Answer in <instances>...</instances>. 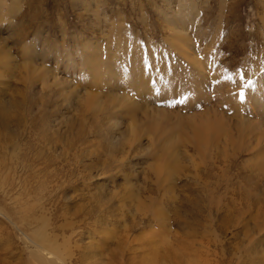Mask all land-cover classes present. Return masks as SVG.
I'll return each instance as SVG.
<instances>
[{
    "label": "rangeland",
    "instance_id": "rangeland-1",
    "mask_svg": "<svg viewBox=\"0 0 264 264\" xmlns=\"http://www.w3.org/2000/svg\"><path fill=\"white\" fill-rule=\"evenodd\" d=\"M0 208L59 228L69 264H264V0H0Z\"/></svg>",
    "mask_w": 264,
    "mask_h": 264
},
{
    "label": "bare ground",
    "instance_id": "bare-ground-1",
    "mask_svg": "<svg viewBox=\"0 0 264 264\" xmlns=\"http://www.w3.org/2000/svg\"><path fill=\"white\" fill-rule=\"evenodd\" d=\"M181 3V2H180ZM183 5H181V7H182ZM178 11V10H177ZM180 11V10H179ZM178 11V12H179ZM181 12H183V11H181ZM178 14V13H177ZM181 17V16H180ZM179 17V18H180ZM118 44V43H117ZM110 47V46H109ZM118 47H119V44H118ZM121 47V46H120ZM121 50H123V49H121ZM121 50L120 51H117V53L118 52H121ZM93 55V54H92ZM88 56H89V54H88ZM101 56V55H100ZM90 57H91V54H90ZM93 57V56H92ZM89 58V59H93V60H95V58ZM95 57V56H94ZM102 57V56H101ZM113 56H111V58H112ZM107 58H109V57H107ZM116 58H114V60H115ZM97 60V59H96ZM96 60H95V62H96ZM108 60V59H107ZM111 60H113V58L111 59ZM82 61V60H81ZM109 61V60H108ZM86 62V61H85ZM98 62V61H97ZM135 62V61H134ZM133 62V63H134ZM102 63H103V61H102ZM110 63H113V61L111 62L110 61ZM77 64V63H76ZM106 64H108L107 63V61H105V65ZM135 64V63H134ZM82 65H84V64H82ZM112 65V64H111ZM86 66V65H85ZM115 66V65H114ZM91 66H89V68H90ZM109 67H111V66H109ZM93 70H94V72L96 71V68H93ZM98 70H99V68H98ZM92 71V70H91ZM117 70H115V72H116ZM113 72V71H112ZM199 72V71H198ZM106 75H107V79H106V83H107V85H111L112 84V82H110L111 80H114V81H117L116 79H119V78H117V77H115L114 79H112V77H111V70H109V68L107 67L106 69H105V72H104ZM118 73V72H117ZM98 74H100V73H98ZM200 74H201V72H200ZM94 76V75H93ZM101 76V75H100ZM124 76V75H123ZM123 76H122V79H124L123 78ZM132 76V75H131ZM98 77V76H97ZM111 77V78H110ZM140 77V76H139ZM126 79V78H125ZM132 79H133V77H132ZM96 80V79H95ZM99 80H101V77H100V79ZM122 81V80H121ZM133 82V85H131L133 88H136L137 87V89H138V91H147V88L144 86V84H141V85H139L138 84V79L137 78H135V76H134V80H132ZM96 82V81H95ZM192 82V88L190 87V85H189V87H190V89H187V90H185V91H181L182 93H184L183 95H185V97L187 96V95H190V96H194L195 94H192V93H196V94H198L197 92H200V90L202 89V82L200 83L199 82V80H194V81H191ZM131 84V83H130ZM129 84V85H130ZM96 85V84H95ZM97 86V85H96ZM125 86V85H124ZM109 88H111V86L109 87ZM136 89V90H137ZM221 90V89H220ZM110 91H111V89H110ZM128 92V91H127ZM202 92V91H201ZM75 93V92H74ZM112 93V92H111ZM124 93H125V91H124ZM90 94V93H89ZM128 94V93H127ZM161 94V93H160ZM180 94V93H179ZM141 96H142V94H140ZM139 95V96H140ZM71 96V95H70ZM94 96V95H93ZM98 96V95H97ZM140 96V97H141ZM145 96H142V98H144ZM179 96H177V98H178ZM185 97H183V98H185ZM196 97V96H195ZM97 98V97H96ZM112 98L114 99L115 97L114 96H112ZM186 98H188V97H186ZM185 98V99H186ZM117 99V98H116ZM118 99H120V102H118L117 103V106H123L124 108H126L128 111H131V114H134V113H132V111H135V106L136 105H138L135 101H132V97L131 98H129L128 96H122L121 98H118ZM194 99V98H193ZM97 100H99V99H97ZM180 100H182V99H180ZM186 100H188V99H186ZM192 100V99H191ZM191 100L189 101L190 103H193V101L191 102ZM185 101V100H184ZM221 101V100H220ZM96 102V101H95ZM194 102H196V100L194 101ZM211 103V102H210ZM226 103V102H225ZM231 103V102H230ZM93 104V103H92ZM95 104H97V103H95ZM188 104V103H187ZM194 104V106L196 105L197 106V103H193ZM193 104H191L192 106H193ZM198 104H200V103H198ZM202 104V103H201ZM232 104V103H231ZM263 104V103H262ZM150 105V104H149ZM232 105H234V104H232ZM140 106V105H139ZM191 106V107H192ZM193 106V107H194ZM226 106V105H225ZM137 107V106H136ZM190 107V106H189ZM199 107V106H198ZM206 107V106H205ZM117 108V107H116ZM150 108V107H149ZM195 108H197V107H195ZM125 109V110H126ZM152 109V111H154V112H157V117H154V116H156V115H152L151 117L153 118V120L152 121H155V126H156V128H160L159 126V122H158V120H157V118L159 117V116H162L163 114H164V111L163 110H160V109H154V108H151ZM199 109V108H198ZM190 110V109H189ZM194 110V109H193ZM142 111H143V109H142ZM137 112V111H136ZM217 112V111H216ZM147 114V113H146ZM124 115V114H123ZM135 115V117H136V113L134 114ZM134 115H132V118H135L134 117ZM151 114H150V112H149V116H150ZM169 115H170V113H169ZM172 115V114H171ZM205 115V114H204ZM219 114H217V116H218ZM145 116V115H144ZM206 117H207V115H205ZM220 116V115H219ZM218 116V117H219ZM217 117V118H218ZM150 118V117H149ZM194 118H195V115H194ZM197 118V117H196ZM196 118L194 119L195 121L194 122H196V123H199V122H197V121H199V119L198 120H196ZM198 118H200V117H198ZM213 118V117H212ZM222 118V117H221ZM144 119V118H143ZM192 119V118H191ZM135 120V119H134ZM140 120V119H139ZM139 120H138V122H139ZM170 120V119H169ZM203 120V119H202ZM207 120H208V118H207ZM207 120H205V121H207ZM213 121V120H212ZM143 121H141V123H142ZM158 122V123H157ZM195 123V124H196ZM209 123V122H208ZM207 123V124H208ZM223 123V122H222ZM222 123H221V125H222ZM120 124V123H119ZM136 124V123H135ZM199 124H201V121H200V123ZM211 124H212V122H211ZM175 125V124H174ZM198 125V124H197ZM195 126L196 127V129H197V127L198 126ZM204 124H203V122H202V124L200 125V127L201 126H203ZM220 124H216V126H213V127H215V129L216 130H220L221 128H220V126H219ZM143 126V125H142ZM172 126V125H171ZM116 127V126H115ZM122 127V126H121ZM174 127V126H173ZM176 127H177V125H176ZM194 127V126H193ZM194 127V128H195ZM199 127V128H200ZM210 125L208 124V125H206V126H204V128H202V129H200V130H198V132H197V138H196V136L194 137V140H195V138L197 139V144H195V141H193L194 142V144L196 145V146H193V147H195L194 149H196V147L198 148V149H200L199 151H201V152H203L206 148H207V146H209V145H207V140H210L209 138V136H207V134H209L208 133V131L207 130H211L212 129V127H211V129H210ZM145 128V127H144ZM149 129V128H148ZM170 129V128H169ZM177 129V128H176ZM175 129V130H176ZM173 130H174V128H173ZM190 130V129H189ZM189 130H187V132L189 131ZM193 131L195 130V129H192ZM214 130V129H213ZM154 131H157V130H154ZM167 131V130H166ZM192 131V132H193ZM168 132V131H167ZM182 132H183V130H182ZM185 132V131H184ZM211 132H213V131H211ZM215 132V134H216V131H214ZM218 132V131H217ZM150 133V132H149ZM163 133V132H162ZM193 133H196V131L195 132H193ZM171 134V133H170ZM190 135H191V133H189ZM212 134V133H211ZM151 135V134H150ZM165 135V134H164ZM172 135V134H171ZM210 135V134H209ZM170 136V135H169ZM186 136V135H185ZM193 135H191V137H192ZM211 136V135H210ZM217 136V135H216ZM215 136V137H216ZM160 137V136H159ZM173 137V136H172ZM172 137H170L171 139H165L164 140V142H162V144H163V146L164 147H166V145H168V143H169V146L170 147H174V141L172 142V141H170V140H173V138ZM188 138H189V135L187 136ZM207 137H208V139H207ZM214 137V138H215ZM177 138V137H176ZM212 138V137H211ZM213 138V139H214ZM217 138V137H216ZM216 138H215V140H216ZM186 139V138H185ZM193 139V138H192ZM218 140H219V138H217ZM177 142H178V140H176ZM212 141V140H211ZM210 141V142H211ZM219 142V141H218ZM190 143V144H189ZM188 144L189 145H191L192 143H191V139H190V142H189ZM179 144V143H178ZM216 144H217V142H216ZM176 147V146H175ZM192 147V146H191ZM192 147V148H193ZM215 148H216V146H215ZM196 151H198V150H196ZM206 151V150H205ZM204 153H206V152H204ZM183 156V155H182ZM201 156V155H200ZM191 157V156H190ZM203 157H205V156H203ZM214 192V191H213ZM18 202V201H17ZM101 202V201H100ZM29 203V202H28ZM32 209H29L28 211H26V210H23V211H21L22 212V214H20L22 217L21 218H19V219H17L16 217H12L6 210H3L2 208H0V215H2V216H4L5 218H6V220H8L9 222H11L14 226H16L17 227V229L19 230V232H21V234H20V238H19V240L21 241V243H22V245L24 246V249H23V254H24V256H26V258L23 256L22 257V255H21V257L20 258H17V257H15L14 256V251H13V248L10 246V245H6V244H4L5 243V241H4V243H1V242H3V239L1 238V242H0V264H69V262H67L66 261V259H65V257H64V251L66 250L65 249V247L63 248V246H67V244H65V243H60L59 242V239H58V236H57V234L55 233L57 230H59V228L57 229L56 228V231L54 232V231H52L53 233H49L48 232V227L50 228V225H48L49 224V220H48V222H47V220L45 221V220H43V218L41 219V220H43V221H40L39 220V218L38 217H34V216H30L31 214H29V213H31L32 211H31ZM31 211V212H30ZM45 211V210H44ZM51 212V211H50ZM17 213V212H16ZM35 213V212H34ZM49 214V213H48ZM36 215V214H35ZM51 222V221H50ZM24 223H26V226L24 225V226H22ZM11 224V225H12ZM52 225V224H51ZM261 227H263V226H261ZM64 228V227H63ZM65 229V228H64ZM1 230H3V229H1ZM62 231H64L63 229H61ZM66 230H69V229H66ZM262 230V229H261ZM260 230V231H261ZM51 231V230H50ZM112 231V230H111ZM111 231H102L104 234H105V236L106 237H110V236H107V234H109V235H112L113 233L111 232ZM114 231V230H113ZM263 231V230H262ZM74 232V231H73ZM101 232V233H102ZM73 235H74V233H72ZM1 237V236H0ZM103 238V237H102ZM108 242L106 241V244H107ZM8 244V243H7ZM122 245V244H121ZM120 245V246H121ZM119 246V247H120ZM123 246V245H122ZM121 246V247H122ZM106 247V246H105ZM118 247V249L115 251V249H113V247H112V251L113 252H110V253H106V250L103 252L102 250H101V253H100V259H96V261L97 262H94V263H88V264H123V261H122V259H120V258H122V257H120L119 255H122V253L124 254V251L122 252V250H121V248H119ZM63 248V249H62ZM17 249V248H16ZM106 249V248H105ZM109 250V249H108ZM246 252V251H245ZM247 253V252H246ZM108 254H110V256L108 255ZM28 255H29V257H28ZM247 255H248V253H247ZM65 256H66V254H65ZM249 256H250V254H249ZM82 260L81 259H78L77 260V263L76 264H83V262H85V264H87L86 263V261L89 259V256H87V255H83L82 257ZM99 258V257H98ZM70 259V258H69ZM93 259V258H92ZM71 261V260H70ZM72 261H74V260H72ZM76 262V261H75ZM70 264H71V262H70ZM73 264H74V262H73Z\"/></svg>",
    "mask_w": 264,
    "mask_h": 264
},
{
    "label": "snow or ice",
    "instance_id": "snow-or-ice-1",
    "mask_svg": "<svg viewBox=\"0 0 264 264\" xmlns=\"http://www.w3.org/2000/svg\"><path fill=\"white\" fill-rule=\"evenodd\" d=\"M241 102L242 103L245 102V98L244 97L241 98ZM181 103L184 104V103H186V101H181Z\"/></svg>",
    "mask_w": 264,
    "mask_h": 264
}]
</instances>
